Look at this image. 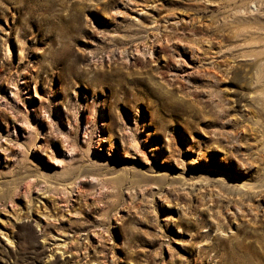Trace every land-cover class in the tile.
<instances>
[{
    "label": "rangeland",
    "instance_id": "rangeland-1",
    "mask_svg": "<svg viewBox=\"0 0 264 264\" xmlns=\"http://www.w3.org/2000/svg\"><path fill=\"white\" fill-rule=\"evenodd\" d=\"M0 264H264V0H0Z\"/></svg>",
    "mask_w": 264,
    "mask_h": 264
},
{
    "label": "bare ground",
    "instance_id": "bare-ground-1",
    "mask_svg": "<svg viewBox=\"0 0 264 264\" xmlns=\"http://www.w3.org/2000/svg\"><path fill=\"white\" fill-rule=\"evenodd\" d=\"M249 10H250V9H249ZM143 31H144V29H143ZM151 31H152V30H151ZM151 31H150V32H151ZM158 33H160V32L157 31V32H156V35H157ZM151 34H152V32H151ZM146 35H147V34H146ZM151 36H152V35H151ZM156 38H157V37H156ZM146 40L149 41V40H150V36H147ZM261 41H262V39H261V38H258L257 40H254L253 43H254V44L256 43V44H257V45L255 44L256 46H259V45L261 44V43H260ZM179 42H180V41H179ZM149 44H150V43H149ZM244 44H245V43H244ZM207 47H208V46H207ZM199 49H201V48H199ZM196 51H197V48H195V50H194L193 52H196ZM196 53H197V52H196ZM196 53H195V54H196ZM204 54H205V53H203V55H204ZM204 57H205V55H204L203 58H202L203 61H204V59H205ZM199 62H200V60H199ZM207 63H208V65L210 64V66H211V68H212L213 70H215V69H214V68H215V66H214V62L209 61V62H207ZM215 64L217 65L216 62H215ZM201 69H202V68H201ZM204 70H206V69L204 68ZM202 71H203V70H202ZM210 74H211V73H210Z\"/></svg>",
    "mask_w": 264,
    "mask_h": 264
}]
</instances>
